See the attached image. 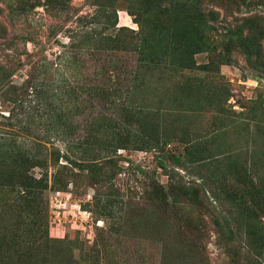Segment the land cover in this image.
Returning a JSON list of instances; mask_svg holds the SVG:
<instances>
[{
	"label": "rangeland",
	"instance_id": "obj_1",
	"mask_svg": "<svg viewBox=\"0 0 264 264\" xmlns=\"http://www.w3.org/2000/svg\"><path fill=\"white\" fill-rule=\"evenodd\" d=\"M19 2L0 0V264H264V71L248 52L204 51L206 11L194 68L156 67L79 44L118 28L131 40L143 0ZM226 5L219 20L260 34L264 64V0ZM155 138L164 151L141 144ZM24 149L47 171L4 165ZM21 171L41 180L23 199Z\"/></svg>",
	"mask_w": 264,
	"mask_h": 264
},
{
	"label": "trees",
	"instance_id": "obj_2",
	"mask_svg": "<svg viewBox=\"0 0 264 264\" xmlns=\"http://www.w3.org/2000/svg\"><path fill=\"white\" fill-rule=\"evenodd\" d=\"M49 1L54 2L56 0ZM59 1L60 3H65L66 0ZM142 3L147 4L148 7L152 6L149 10L152 13H150L151 15L146 19V21L139 22L138 25L140 28L134 35L130 36L131 40H125V35L123 34L124 32H130L131 34V31H127V29L125 28H118L114 35L111 36L104 35L101 32H94V34L92 35L93 37L85 34L83 36L82 42H80L79 44H81V46L84 45L87 48L90 47L93 49L97 48V46L100 47L101 43H107L109 46L111 45L112 47L117 49L125 48L133 51L136 50L140 54L142 63H146L147 65H157L156 67H158L161 63H164L165 65L168 64L169 68L178 70L193 69V55L198 53L199 51H203V49L205 48L206 50L204 51H209L211 55H214L215 53H217L220 47V51L223 50L227 53L224 54L225 56H220V58L222 59L221 61L223 62H227V59L229 60V53L233 48H240L241 50H243L244 48L243 51L248 52L247 59L249 68L257 72L264 71V64H262L260 60V34H256L255 36H252L253 38L248 39L247 35H250L252 31H249V33L244 36V26L235 25L230 28L227 23L219 20L217 8L226 11L228 9L226 0H143ZM205 4L209 6L207 7V10L203 8V6L205 7ZM37 5H39V0H20L19 2L20 9H32ZM206 11H208L209 17H211V20L209 21H211L212 23V26H209L207 28L208 31L211 30L214 37L211 39V41L208 42L207 46L205 47V36L202 35V41L197 42L190 34V28L195 27L197 23L194 22L195 20H207L205 14ZM169 34L170 36H172L171 40H167ZM133 40L136 41H134L133 43L131 42ZM79 44H77V47L79 46ZM245 48H247L248 50H245ZM2 75V82H5V78H7V76L5 73ZM137 113L139 112L137 111ZM27 120L30 121L29 119ZM26 123L28 122L25 121V124ZM169 140L173 141L172 139ZM167 141L168 138H164L161 144H159L158 139L155 138L154 140L150 139L148 141H141V144L144 145L145 148H159L160 151H164L166 145H169ZM186 153L187 152H184V154L181 153L176 156L174 158L175 161L180 162V157L184 156ZM52 156V164L56 167L59 166V154L52 153ZM2 157V162H4V165L7 164L9 167H11L12 165H16L29 168L33 165H37L41 169L47 171L46 161L39 160L34 162V156L30 152H28L27 149H24V152L19 151L15 155H13L12 152H7L4 153ZM7 161L9 162V164ZM73 164V162H70L71 166H73ZM64 169H66V166L58 167L56 169L57 172L52 176L53 183L58 185L67 184V179L69 176L64 173ZM18 180L20 184L19 195L21 199H23L24 196L26 197L28 194L33 193L32 189H36L33 184L38 188L41 187L40 179L37 181L32 180L31 177L27 176L25 173H22V171L21 175H19L18 177ZM31 182L34 183L31 185ZM61 263L62 262L60 261L56 264Z\"/></svg>",
	"mask_w": 264,
	"mask_h": 264
}]
</instances>
